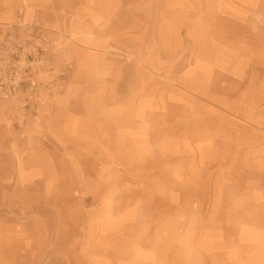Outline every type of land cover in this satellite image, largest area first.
<instances>
[{
    "label": "rangeland",
    "instance_id": "obj_1",
    "mask_svg": "<svg viewBox=\"0 0 264 264\" xmlns=\"http://www.w3.org/2000/svg\"><path fill=\"white\" fill-rule=\"evenodd\" d=\"M73 4L61 60L45 56L22 91L70 88L91 164L74 202L44 188L26 210L0 211V264H264V126L227 94L264 60V0ZM27 109L16 105L17 128Z\"/></svg>",
    "mask_w": 264,
    "mask_h": 264
},
{
    "label": "crops",
    "instance_id": "obj_2",
    "mask_svg": "<svg viewBox=\"0 0 264 264\" xmlns=\"http://www.w3.org/2000/svg\"><path fill=\"white\" fill-rule=\"evenodd\" d=\"M73 3L74 0H0V34L16 23L39 27L40 46L55 67L56 60H61L55 47L61 32L69 28L70 13L74 14L76 9ZM258 43L264 44V38ZM62 58L59 69L66 70L68 58ZM244 67L252 69L253 73L243 82L234 80L235 88L227 92L229 104L234 114L261 127L264 126V97L260 96L264 93V60ZM69 89L45 96L32 94L31 90L0 92V211L26 210L23 206L29 204L28 199L32 203L36 198L41 199L39 193L44 188L57 190L54 191L57 196L48 197L56 204L75 201L76 174L89 170L95 145L91 124L70 114L75 102L70 104ZM239 92H243L244 98L245 94L253 92L252 103L245 100L247 104L239 107L241 103L236 97ZM65 98L67 102L60 101ZM18 104L28 106L27 118L20 128L16 127L14 117ZM247 109H251L249 116ZM5 220V216H0V222Z\"/></svg>",
    "mask_w": 264,
    "mask_h": 264
},
{
    "label": "built area",
    "instance_id": "obj_3",
    "mask_svg": "<svg viewBox=\"0 0 264 264\" xmlns=\"http://www.w3.org/2000/svg\"><path fill=\"white\" fill-rule=\"evenodd\" d=\"M40 38L39 27L22 23L0 34V92L21 91L33 82L45 60Z\"/></svg>",
    "mask_w": 264,
    "mask_h": 264
}]
</instances>
